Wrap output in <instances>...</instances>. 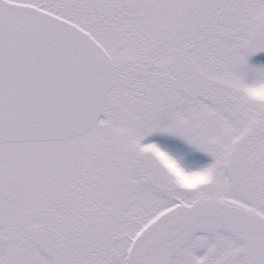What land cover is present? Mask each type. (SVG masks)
Returning a JSON list of instances; mask_svg holds the SVG:
<instances>
[{
    "label": "snow or ice",
    "instance_id": "obj_1",
    "mask_svg": "<svg viewBox=\"0 0 264 264\" xmlns=\"http://www.w3.org/2000/svg\"><path fill=\"white\" fill-rule=\"evenodd\" d=\"M258 83L264 0H0V264H264Z\"/></svg>",
    "mask_w": 264,
    "mask_h": 264
},
{
    "label": "clouds",
    "instance_id": "obj_2",
    "mask_svg": "<svg viewBox=\"0 0 264 264\" xmlns=\"http://www.w3.org/2000/svg\"><path fill=\"white\" fill-rule=\"evenodd\" d=\"M246 92L251 99L264 102V83L250 85L247 87ZM205 179V176L202 177L199 175L187 178L188 182L195 186L202 183Z\"/></svg>",
    "mask_w": 264,
    "mask_h": 264
},
{
    "label": "rangeland",
    "instance_id": "obj_3",
    "mask_svg": "<svg viewBox=\"0 0 264 264\" xmlns=\"http://www.w3.org/2000/svg\"><path fill=\"white\" fill-rule=\"evenodd\" d=\"M193 176H198V175H187L181 172H177V178L181 184H183L185 187H194L195 185H192L191 183L188 182L187 178L188 177H193ZM199 176H204L203 174H200ZM205 180H203L204 182ZM202 182V183H203Z\"/></svg>",
    "mask_w": 264,
    "mask_h": 264
}]
</instances>
